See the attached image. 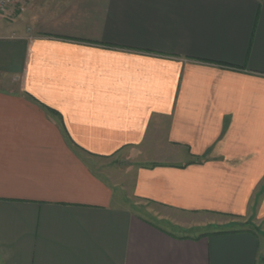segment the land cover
I'll list each match as a JSON object with an SVG mask.
<instances>
[{
	"label": "crops",
	"instance_id": "1",
	"mask_svg": "<svg viewBox=\"0 0 264 264\" xmlns=\"http://www.w3.org/2000/svg\"><path fill=\"white\" fill-rule=\"evenodd\" d=\"M141 204L254 229L182 237ZM263 259L264 0H17L0 17V264Z\"/></svg>",
	"mask_w": 264,
	"mask_h": 264
},
{
	"label": "rangeland",
	"instance_id": "2",
	"mask_svg": "<svg viewBox=\"0 0 264 264\" xmlns=\"http://www.w3.org/2000/svg\"><path fill=\"white\" fill-rule=\"evenodd\" d=\"M14 4L12 5V7ZM11 7V8H12ZM129 162L125 159L119 158L117 161L111 162L108 166L104 165L102 172L109 173L114 169L124 171ZM133 205V203H130ZM141 204L138 208L140 212L146 213V216L151 218L152 221L158 222L162 227L171 231L172 233L182 236L196 238L213 233L232 232L242 228L254 229V227L243 223L228 224L225 219L215 217L213 215L203 214H185L175 211H170L157 206H146ZM146 209V210H145ZM146 211V212H145ZM149 211V212H148ZM160 219V220H159Z\"/></svg>",
	"mask_w": 264,
	"mask_h": 264
},
{
	"label": "built area",
	"instance_id": "3",
	"mask_svg": "<svg viewBox=\"0 0 264 264\" xmlns=\"http://www.w3.org/2000/svg\"><path fill=\"white\" fill-rule=\"evenodd\" d=\"M17 0H0V17L6 14Z\"/></svg>",
	"mask_w": 264,
	"mask_h": 264
},
{
	"label": "trees",
	"instance_id": "4",
	"mask_svg": "<svg viewBox=\"0 0 264 264\" xmlns=\"http://www.w3.org/2000/svg\"><path fill=\"white\" fill-rule=\"evenodd\" d=\"M234 232V231H233ZM226 233H228V232H222V233H215V234H226ZM209 235V234H208ZM208 235H204V236H208ZM201 237H203V236H201ZM198 238H200V237H198Z\"/></svg>",
	"mask_w": 264,
	"mask_h": 264
},
{
	"label": "water",
	"instance_id": "5",
	"mask_svg": "<svg viewBox=\"0 0 264 264\" xmlns=\"http://www.w3.org/2000/svg\"><path fill=\"white\" fill-rule=\"evenodd\" d=\"M262 261H263V263H264V259H263Z\"/></svg>",
	"mask_w": 264,
	"mask_h": 264
}]
</instances>
